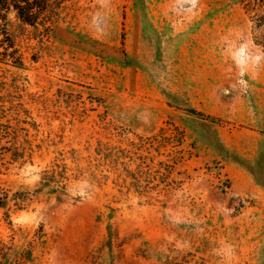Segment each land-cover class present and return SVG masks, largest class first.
<instances>
[{
  "label": "rangeland",
  "instance_id": "rangeland-1",
  "mask_svg": "<svg viewBox=\"0 0 264 264\" xmlns=\"http://www.w3.org/2000/svg\"><path fill=\"white\" fill-rule=\"evenodd\" d=\"M257 19L240 0L0 14V264H264Z\"/></svg>",
  "mask_w": 264,
  "mask_h": 264
},
{
  "label": "trees",
  "instance_id": "trees-1",
  "mask_svg": "<svg viewBox=\"0 0 264 264\" xmlns=\"http://www.w3.org/2000/svg\"><path fill=\"white\" fill-rule=\"evenodd\" d=\"M245 4L247 12L250 14H258L257 25L264 28V0H240ZM49 0H0V14H8L13 12L21 21L34 24L38 18V14L46 11ZM2 19L6 20L4 15ZM264 43V42H263ZM31 252L25 256V260H30Z\"/></svg>",
  "mask_w": 264,
  "mask_h": 264
},
{
  "label": "clouds",
  "instance_id": "clouds-1",
  "mask_svg": "<svg viewBox=\"0 0 264 264\" xmlns=\"http://www.w3.org/2000/svg\"><path fill=\"white\" fill-rule=\"evenodd\" d=\"M197 0H192L193 6H195ZM248 47V45H244L239 49L238 53H234V56L236 57L237 63L240 65H245L249 62V57L245 55V50ZM262 59L261 55H256L254 57H251L252 62L258 64L260 60ZM245 69H242L244 71Z\"/></svg>",
  "mask_w": 264,
  "mask_h": 264
}]
</instances>
